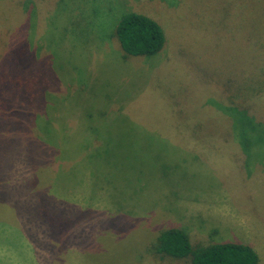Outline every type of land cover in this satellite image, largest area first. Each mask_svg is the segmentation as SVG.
Returning a JSON list of instances; mask_svg holds the SVG:
<instances>
[{
    "label": "rangeland",
    "instance_id": "374dc122",
    "mask_svg": "<svg viewBox=\"0 0 264 264\" xmlns=\"http://www.w3.org/2000/svg\"><path fill=\"white\" fill-rule=\"evenodd\" d=\"M127 12L159 52L124 56ZM170 227L264 264V0H0V264H191Z\"/></svg>",
    "mask_w": 264,
    "mask_h": 264
},
{
    "label": "trees",
    "instance_id": "16d2710c",
    "mask_svg": "<svg viewBox=\"0 0 264 264\" xmlns=\"http://www.w3.org/2000/svg\"><path fill=\"white\" fill-rule=\"evenodd\" d=\"M114 36L119 42L124 56L156 54L163 48L165 42L164 30L160 24L149 16L138 12L123 14L115 26ZM232 112L236 117L238 116L235 124L237 122L238 128H240L239 139L242 147H250L255 142L249 134L255 126L252 123V117L247 110L244 111L237 107L233 108ZM36 123H39L37 126L44 124L42 128L46 129V133L40 139L50 145L47 138L50 137L47 125L42 121ZM153 251L160 258H189L191 264H258L259 262L255 250L240 242L226 241L206 246H192L188 234L178 227H170L160 232Z\"/></svg>",
    "mask_w": 264,
    "mask_h": 264
}]
</instances>
